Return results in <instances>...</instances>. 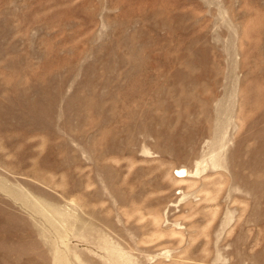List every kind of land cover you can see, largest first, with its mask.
Listing matches in <instances>:
<instances>
[{
	"label": "rangeland",
	"instance_id": "374dc122",
	"mask_svg": "<svg viewBox=\"0 0 264 264\" xmlns=\"http://www.w3.org/2000/svg\"><path fill=\"white\" fill-rule=\"evenodd\" d=\"M0 264H264V0H0Z\"/></svg>",
	"mask_w": 264,
	"mask_h": 264
},
{
	"label": "bare ground",
	"instance_id": "6f19581e",
	"mask_svg": "<svg viewBox=\"0 0 264 264\" xmlns=\"http://www.w3.org/2000/svg\"><path fill=\"white\" fill-rule=\"evenodd\" d=\"M185 173H186V172H184V171L179 172V174H181V175H182V174H185Z\"/></svg>",
	"mask_w": 264,
	"mask_h": 264
}]
</instances>
